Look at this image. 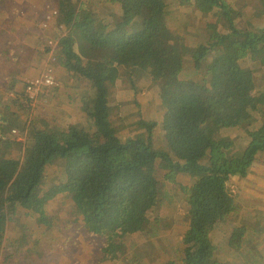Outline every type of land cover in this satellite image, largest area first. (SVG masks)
I'll list each match as a JSON object with an SVG mask.
<instances>
[{"label":"trees","instance_id":"16d2710c","mask_svg":"<svg viewBox=\"0 0 264 264\" xmlns=\"http://www.w3.org/2000/svg\"><path fill=\"white\" fill-rule=\"evenodd\" d=\"M106 1L118 4L117 18L96 20L84 0L79 5L73 0H58L56 16L65 24L67 34L44 47L45 52L57 49V64L68 78L74 72L77 81H85L94 91L88 114L94 134L72 126L54 137L48 128L38 130L33 125L31 117L36 109L32 104L40 97L30 98L26 88L27 80L45 72L39 49L32 51L36 56L18 65L37 69L20 80L21 88L16 86L15 77L6 85L2 83L9 102L2 106V112L12 123L6 124L7 136L1 134L5 123L0 125V250H8L12 239L4 232L18 215L28 227L33 226L32 232L43 226L48 231L58 227L53 221L56 216L51 217L48 209L50 200L62 196L76 217V228L87 236L102 235L105 239L96 264H121L128 241L137 240L147 244L149 260L154 263L150 232L158 233L159 217L167 219L155 175L160 170L171 179V191L183 178H194L182 204L185 225L177 242L178 258L161 264H221L215 257L222 253L218 240L226 243L229 253L244 256L242 228L230 226L235 205L226 188L233 177H246L264 153V89L256 91V71L264 80V25L236 27L233 18L238 13L227 0ZM173 4L187 12L195 6L202 23L204 16L215 17L204 23L208 34L202 30L201 36L206 42L192 50L180 44L167 20ZM256 4L263 19L264 0H256ZM219 16L223 19L220 22ZM179 23L184 26L187 22L179 19ZM19 47L22 51L35 48L17 44L13 50ZM190 51L195 68L206 62L210 77L179 78ZM253 59L256 67H251ZM118 66H128L129 76L145 73L150 78V101H159L164 110L158 122L138 123L146 130L145 139L122 138L110 119L108 82L113 84L117 78ZM153 85L158 88L153 89ZM62 87L59 83L40 96L58 93ZM134 109L139 112L140 106L134 104ZM247 112L260 113V120L243 123ZM160 124L164 146L158 150L151 140ZM17 129L30 135L25 161L21 148L15 153L7 144L10 139L17 140ZM237 141L244 143L243 150L235 145ZM55 163L62 164L65 177H58L56 170V178L49 182L45 173ZM65 224L70 228L73 222ZM222 228L228 233H221ZM130 258L133 264H142L135 251Z\"/></svg>","mask_w":264,"mask_h":264},{"label":"rangeland","instance_id":"374dc122","mask_svg":"<svg viewBox=\"0 0 264 264\" xmlns=\"http://www.w3.org/2000/svg\"><path fill=\"white\" fill-rule=\"evenodd\" d=\"M80 1L82 0H73V3L79 5ZM227 1L238 13L233 18L236 27L247 28L250 24L256 26V23L264 25V18L261 19L262 17L258 14L256 0ZM84 2L87 3L88 12L96 20L108 21L109 18H117L118 4L106 0H84ZM175 7L176 5L173 4V7L169 8L172 13L167 16V20L169 27L178 35L180 44L184 45L186 50H192L197 44L206 42L205 36H201L202 30L206 32L204 23L206 20H212L215 17L204 16L202 20L205 21L202 23L199 19L200 13L198 9L194 8L195 6L188 8L191 12H187L182 7H178L175 12ZM57 11L59 14L58 0H0V18H3L0 19V22L3 20V24H0V31L4 29L0 37L1 35L5 37L0 39V75H3L0 77V114L3 113L2 106H7L9 103L6 87L2 83L6 85V82L8 84L11 78L15 77L16 86L21 88V81L26 76L34 75L37 69L28 65L22 67H18V65L27 61L31 56H36L32 54V51L39 49L41 52L40 63L44 71H53L57 85L63 83V87L58 93L53 92L48 96L42 95L34 100L32 106L36 110L31 117L33 125L38 130L48 128V132L54 137L61 136L65 128L67 130L68 127L72 126L82 133L92 135L94 129L88 114L92 109L90 103L94 99V91L85 81H77L79 77L76 73L73 72L69 77L70 79L68 78V75L60 68L59 63L57 64L56 48H53L52 52H45L46 48L44 47L46 45H52L57 40L56 37H63L67 34L65 24L61 23L59 16L54 13ZM179 19L186 21V26H181ZM221 20L223 19L220 18L218 21ZM24 35L28 36L23 38ZM17 43L20 46L35 48L22 51L19 47L17 50H13L12 48ZM190 52L185 56L187 64L182 69L179 78L182 81H189L196 77L202 79L210 77L206 70V62L202 68L196 69L192 64V52ZM44 53L46 55H43ZM250 64H252L251 67H256L257 61L253 59ZM129 69L128 66H118L117 78L113 84L111 83L112 85L108 82L107 101L110 104V119L122 138L145 139L147 137L146 130L138 123L142 120L158 122L164 110L162 105L158 104L159 101L153 98L154 101H150L151 90L147 86L150 78L143 72L129 76L127 73ZM256 73L257 78H259L257 91L260 87L264 89V80L259 71ZM33 78L35 77L30 79ZM152 88L157 89L158 86L153 85ZM134 104L140 106L139 112L135 111ZM260 118L261 114L258 112H247L242 120L246 124L252 121L258 122ZM3 123L5 124L2 125ZM11 123L12 121L6 117V112H4L0 122V125L4 127L1 131L3 136H7L6 124ZM15 132V134L18 133L17 140L10 139L7 144L8 146L11 145L15 153L21 148L22 153H25V158L23 156L25 161L26 145L30 135L25 134V131L21 133L19 129ZM163 135L160 124L151 140L152 147L158 150L163 148ZM235 145L243 150L241 146L244 143L242 141H237ZM258 158L253 163L254 166L247 172L246 177H233L230 185H227L226 193L233 199L235 205L230 226L242 228L241 239L244 256H235L233 253H229L226 250V243L218 240V248L222 253L220 255L218 253L215 257L221 264H264V153ZM63 169L61 163L50 165L45 173L49 182L56 178L54 175L56 170L59 173L58 177L64 179ZM162 174L160 170L155 173L160 181L159 187L163 194V212L167 219L162 220L159 217L156 223V227L160 228L158 233L150 232L151 235L153 234L151 240L154 244L151 246L150 252L154 263L149 260L147 244L137 240L134 243L128 241L130 244H128L126 255L121 264H133L130 258L133 251L143 259L142 264H161L169 261L170 258H178L176 253L177 242L183 233L184 227L182 225H185L182 220L184 214L182 204L190 194V189L193 188L194 178H192L193 180L183 178L174 185L177 189L171 191V179L166 173L164 176ZM65 201L62 196L50 200L48 212L51 217L56 216L53 221L58 227L52 226L49 231L46 226H43L41 229H35L32 232L33 226L28 227L26 223L21 221L20 215L16 216L15 221L8 224L4 232L6 237L12 239V242L6 246L9 251L0 250V264H96L98 251L105 239L101 238L102 235L87 236L84 231L76 228V217L70 212L69 204ZM23 218L30 221L26 214ZM66 221L73 222L70 228L66 226ZM31 224L37 225L39 223L31 221ZM221 233H228V229L222 228ZM212 237L215 239V235ZM55 238L58 240L55 241Z\"/></svg>","mask_w":264,"mask_h":264},{"label":"built area","instance_id":"2783aa9c","mask_svg":"<svg viewBox=\"0 0 264 264\" xmlns=\"http://www.w3.org/2000/svg\"><path fill=\"white\" fill-rule=\"evenodd\" d=\"M56 14V12H54ZM26 93L30 98L40 96L47 88L57 86L53 71H46L45 74L39 78L27 80Z\"/></svg>","mask_w":264,"mask_h":264},{"label":"crops","instance_id":"0c3cea01","mask_svg":"<svg viewBox=\"0 0 264 264\" xmlns=\"http://www.w3.org/2000/svg\"><path fill=\"white\" fill-rule=\"evenodd\" d=\"M177 9H178V6L175 7V12L177 11ZM171 13H172V12H171ZM0 19H3V18H0ZM4 21H5V20H4ZM2 22H3V20L0 22L1 25L3 24ZM1 32H4V29H3L2 31H0V33H1ZM25 36H26V35H24L23 38H26ZM4 38H5L4 35H1L0 39H4ZM17 44H19V43H17ZM17 44H16V45H17ZM19 45H20V44H19ZM23 47H24V46H23ZM12 49H14V47H13ZM31 57H32V56H31Z\"/></svg>","mask_w":264,"mask_h":264}]
</instances>
